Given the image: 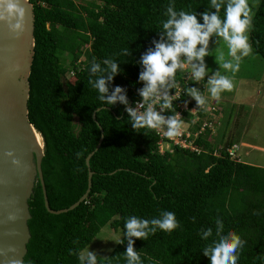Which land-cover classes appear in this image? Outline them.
<instances>
[{"label": "trees", "instance_id": "1", "mask_svg": "<svg viewBox=\"0 0 264 264\" xmlns=\"http://www.w3.org/2000/svg\"><path fill=\"white\" fill-rule=\"evenodd\" d=\"M28 2L33 53L27 76V120L43 143L41 172L49 209H67L85 193V157L93 153L88 159L92 173L88 193L66 212L48 213L35 181L27 200L30 238L22 264H79L72 253L83 250L106 225L121 236L107 256L98 257L99 264H126L127 218L152 219L162 211L173 212L181 227L136 240L142 264H210L203 249L215 238L217 217L225 234L235 231L246 241L238 264H264V168L230 159L226 150L233 140L217 147V141L207 139V127L193 140L199 152L173 146L171 152L159 154L154 130H134L124 106L102 104L89 84L93 58L114 59L121 72L111 86L123 87L131 105L141 99L140 59L154 47L152 41L159 40L173 0ZM174 3L177 11H214L210 0ZM253 13L250 43L264 60V0ZM220 14L223 17V8ZM198 19L203 23L199 15ZM123 49L131 55H121ZM176 79L185 91L181 100L189 97V87L198 86L186 72H178ZM173 104L177 111L178 102ZM183 116L190 115L183 112ZM99 127L102 140L94 151ZM198 128L196 123L191 130ZM209 227L213 237L205 241L201 230Z\"/></svg>", "mask_w": 264, "mask_h": 264}, {"label": "clouds", "instance_id": "2", "mask_svg": "<svg viewBox=\"0 0 264 264\" xmlns=\"http://www.w3.org/2000/svg\"><path fill=\"white\" fill-rule=\"evenodd\" d=\"M0 5H3L5 12V15H0V21L6 22L13 33L23 34L26 30V9L21 0H0ZM210 6L214 11L207 10L199 14L184 10L177 11L174 0L167 6L165 12L167 19L162 22L163 30L159 32V40H153L154 47L149 48L140 59L139 81L143 87L137 91L142 99L136 101L134 107L131 106L127 91L123 87L111 86L114 78L121 72L117 61L105 58L102 62H97L93 58L89 70V84L98 91L100 102L109 106L123 105L134 130L164 129L163 134L168 139L179 137L185 127L193 134L202 124L210 130L213 121L204 110L197 113L199 119L194 124L199 123V128L195 131L191 130L193 124L191 128H188L185 124L186 120L184 121L181 114L174 110L173 102L177 100V97L176 94H171V90L178 88L177 73L187 72L189 78L197 84L207 77L204 91H201L199 86L189 87L186 90L189 98L195 100L200 109L210 106L209 96L213 100H219L222 93L231 92L234 81L225 73L233 75L238 73L242 59L251 54L252 44L249 33L253 27L254 17L249 0H210ZM222 8L223 17L220 14ZM198 15L203 23L198 19ZM214 38L216 44L222 41L227 46V56L222 48L216 47L214 52L210 50V42ZM214 53L220 70L212 72L205 58ZM120 54L130 56L131 52L123 49ZM169 111L172 112L171 115L164 114ZM200 113L202 117L205 116L203 120ZM203 130L189 138L193 147H195L194 138ZM173 146L179 147L171 143L168 146L166 144L165 151L171 152ZM168 147L170 149H167ZM182 149L195 151L189 148ZM195 152H199V149ZM7 155L10 158L14 157L13 152H8ZM235 160L240 161L239 156L235 155ZM12 162L18 167L21 165L19 159L13 158ZM215 224V238L204 247L203 255L209 258L210 264H238L240 250L243 249L246 241L235 231H228L225 234L224 223L219 217ZM124 227L127 239L124 253L126 264H142L140 252L135 248V241L147 240L149 235H154L157 230L170 233L181 225L173 212L162 211L159 217L152 219L131 216L127 218ZM210 237H213V228L201 230L203 240L208 241ZM72 254L78 256L79 264H99V255L89 249ZM100 258L103 259V257Z\"/></svg>", "mask_w": 264, "mask_h": 264}, {"label": "water", "instance_id": "3", "mask_svg": "<svg viewBox=\"0 0 264 264\" xmlns=\"http://www.w3.org/2000/svg\"><path fill=\"white\" fill-rule=\"evenodd\" d=\"M21 3L26 9V30L23 34L13 33L6 22L0 21V264H22L30 238L27 200L36 180L40 184L46 211L60 214L86 197L92 175L88 159L93 151L85 157V193L67 209H49L41 172L43 143L40 134L28 123L26 109L27 76L33 53V16L28 0H21ZM0 15H5L3 5H0ZM99 131L94 151L102 140L100 127ZM35 133L39 135L40 143L36 141ZM8 152H13V158L21 161L19 167L12 162Z\"/></svg>", "mask_w": 264, "mask_h": 264}, {"label": "rangeland", "instance_id": "4", "mask_svg": "<svg viewBox=\"0 0 264 264\" xmlns=\"http://www.w3.org/2000/svg\"><path fill=\"white\" fill-rule=\"evenodd\" d=\"M258 2L259 0H249L253 11ZM216 47L222 48L227 56V46L222 41L218 44L215 41L210 43V50L213 52ZM66 59L68 61V58ZM205 62L212 72L220 70L215 53L206 57ZM225 74L233 79L234 88L231 92L222 93L219 100H213L209 96L208 104L213 105L219 112L210 116L213 122H211L212 126L207 139L209 138L210 143L217 141V147H221L226 141L232 139L237 146L235 155L241 157L242 161L247 149L239 146L241 142L264 146V60L252 51L249 56L242 59L238 73ZM69 76L68 74L66 78ZM206 81L207 77L197 84L201 91L205 90ZM204 118L203 115L202 120ZM221 133H223L222 136ZM247 153L248 157L245 156V159L264 164V152L248 150ZM120 236L119 231H113L107 225L103 226L84 249L96 252L98 257H105Z\"/></svg>", "mask_w": 264, "mask_h": 264}, {"label": "built area", "instance_id": "5", "mask_svg": "<svg viewBox=\"0 0 264 264\" xmlns=\"http://www.w3.org/2000/svg\"><path fill=\"white\" fill-rule=\"evenodd\" d=\"M184 93H185V91L180 85H178L177 89H174V91L171 92L172 95L176 94L177 100H175V101L178 102L177 112H179L181 114V117L184 119V121L186 120L185 124L188 128H191V125L194 124L199 119L197 113L200 110H204L206 115H209V116H213V114H215V112L217 111V109L211 105L206 106L205 109H200L196 105L195 100H193L189 97H186L185 99L181 100L182 99L181 97H183ZM141 99H139V100H141ZM135 103H136V101L131 106L134 107ZM183 112H187L188 114H190V117H188L187 119L184 118ZM204 126H205V124H202V126L197 131H195L194 134L191 133L190 130H188L185 127L182 129V134L179 137L174 138V139H168L167 137H165L163 134L164 129H161L160 131L154 130L155 134L159 138L158 152L162 153L163 151H165L166 150V144L168 146L170 143H171V145H178L179 147H182V148H189L190 150L197 151V149L191 145L192 141L189 140V138L191 136H193V137L196 136L200 131L203 130ZM166 139H167V142H166ZM163 144H164V149H162ZM235 150H236L235 145H232L230 148L227 149V153H228L230 159L235 160Z\"/></svg>", "mask_w": 264, "mask_h": 264}, {"label": "crops", "instance_id": "6", "mask_svg": "<svg viewBox=\"0 0 264 264\" xmlns=\"http://www.w3.org/2000/svg\"><path fill=\"white\" fill-rule=\"evenodd\" d=\"M187 75H188V73H186ZM239 146L240 147H242L243 146V148H246L247 150L244 152V159L241 161V157H239V160L241 161V162H244V163H247V164H249V165H253V166H257V167H261V168H264V164H261V163H259V162H255V161H252V160H248V158L247 159H245V156H247L248 157V150H251V151H258V152H264V146H260V145H256V144H251V143H248V142H241L240 144H239Z\"/></svg>", "mask_w": 264, "mask_h": 264}, {"label": "bare ground", "instance_id": "7", "mask_svg": "<svg viewBox=\"0 0 264 264\" xmlns=\"http://www.w3.org/2000/svg\"><path fill=\"white\" fill-rule=\"evenodd\" d=\"M35 138H36V141H37L38 143H40V137H39V135L36 134V133H35Z\"/></svg>", "mask_w": 264, "mask_h": 264}]
</instances>
